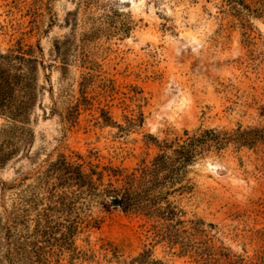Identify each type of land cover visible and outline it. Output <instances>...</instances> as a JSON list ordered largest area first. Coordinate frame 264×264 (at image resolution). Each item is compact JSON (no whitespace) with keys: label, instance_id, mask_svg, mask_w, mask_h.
Here are the masks:
<instances>
[{"label":"rangeland","instance_id":"374dc122","mask_svg":"<svg viewBox=\"0 0 264 264\" xmlns=\"http://www.w3.org/2000/svg\"><path fill=\"white\" fill-rule=\"evenodd\" d=\"M0 52V264H264V0H0Z\"/></svg>","mask_w":264,"mask_h":264},{"label":"trees","instance_id":"16d2710c","mask_svg":"<svg viewBox=\"0 0 264 264\" xmlns=\"http://www.w3.org/2000/svg\"><path fill=\"white\" fill-rule=\"evenodd\" d=\"M32 62L33 59L27 58L25 54L0 52V111L13 118L24 115L33 106L31 82L28 73L23 71L25 64ZM226 134L227 132L207 129L187 136L184 143L180 145L179 152L185 162L190 161L198 147L200 150H204L213 141H216L217 147L223 145L222 136Z\"/></svg>","mask_w":264,"mask_h":264},{"label":"water","instance_id":"95a60500","mask_svg":"<svg viewBox=\"0 0 264 264\" xmlns=\"http://www.w3.org/2000/svg\"><path fill=\"white\" fill-rule=\"evenodd\" d=\"M118 203V200H115V204H117Z\"/></svg>","mask_w":264,"mask_h":264}]
</instances>
